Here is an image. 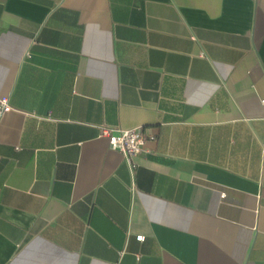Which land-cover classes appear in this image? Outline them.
I'll use <instances>...</instances> for the list:
<instances>
[{
	"label": "crops",
	"instance_id": "0c3cea01",
	"mask_svg": "<svg viewBox=\"0 0 264 264\" xmlns=\"http://www.w3.org/2000/svg\"><path fill=\"white\" fill-rule=\"evenodd\" d=\"M3 95L0 264H264V0H0Z\"/></svg>",
	"mask_w": 264,
	"mask_h": 264
},
{
	"label": "built area",
	"instance_id": "2783aa9c",
	"mask_svg": "<svg viewBox=\"0 0 264 264\" xmlns=\"http://www.w3.org/2000/svg\"><path fill=\"white\" fill-rule=\"evenodd\" d=\"M264 107V99L261 100ZM13 110L9 102V96H0V119L9 111ZM101 135L107 138L108 147L119 151L122 157L130 161L142 149L146 141V133L142 126L122 128L117 126L103 127ZM134 188V184L131 185ZM224 193H221L223 195ZM137 240H143V235H136Z\"/></svg>",
	"mask_w": 264,
	"mask_h": 264
}]
</instances>
